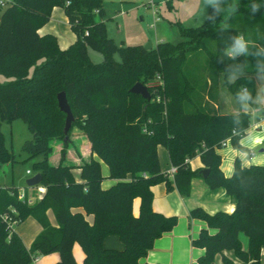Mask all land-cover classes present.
I'll return each instance as SVG.
<instances>
[{
	"label": "trees",
	"instance_id": "1",
	"mask_svg": "<svg viewBox=\"0 0 264 264\" xmlns=\"http://www.w3.org/2000/svg\"><path fill=\"white\" fill-rule=\"evenodd\" d=\"M101 2L12 0L0 10V75L11 79L0 83V123H26L32 137L21 151L29 159L41 158L34 165L41 176V196L35 204L29 205L25 194L19 200L13 185L0 187V264H31L33 257L51 254H58L56 264H77L75 245L84 256L82 264H140L153 242L177 222L176 217L153 211L151 188L163 184L167 192L190 195V182L199 175L188 162L196 155L208 170L205 184L211 190L223 189L235 201L231 214L209 215L199 208L189 213L216 231L210 235L203 229L191 240L193 248L204 250L197 263L214 264L219 255L223 264H231L223 252H232L243 264H260L264 166L245 167L236 159L232 176L226 178L215 151L226 139L244 151L239 141L249 127L250 114L221 115L202 105L205 84L199 83L200 70L186 66L192 54L204 52L212 64L207 70L211 83L215 85L219 75L236 77L228 85L230 94L251 103L257 92L252 76H264V51H260L264 48V0H221L223 11L215 21L209 19L211 6L201 26L179 28L183 39L179 44L159 43L148 51L143 46H117L107 38ZM254 4L259 6L255 13ZM55 7L64 11L76 36L65 50L58 48L54 36L38 35ZM236 35L255 46L232 59L225 50ZM88 49L101 53L103 62L92 63ZM137 83L147 89L149 101L129 92ZM59 93L65 94L74 118L66 136L65 115L56 100ZM74 129L89 143L90 159L78 165L67 158ZM4 140L0 130V163L13 162ZM52 140L60 143L55 165L49 162ZM158 146L166 150L176 169L171 180L160 170ZM94 156L107 167V178L115 181L108 189L101 187L104 178ZM74 170L79 171L78 180ZM134 199L140 201L136 217ZM48 210L57 222L55 227L47 220ZM85 215L92 217V224ZM29 217L37 221L41 232L26 249L10 224L17 226ZM239 235L248 239L245 252ZM108 236L117 237L123 249L104 248Z\"/></svg>",
	"mask_w": 264,
	"mask_h": 264
},
{
	"label": "crops",
	"instance_id": "2",
	"mask_svg": "<svg viewBox=\"0 0 264 264\" xmlns=\"http://www.w3.org/2000/svg\"><path fill=\"white\" fill-rule=\"evenodd\" d=\"M38 35L54 36L60 50L67 49L76 40V36L70 29L64 11L59 7L52 9L48 22L38 30ZM205 78L206 80L202 82V84H205V90L201 93L202 105L213 108L217 114L221 115L236 114L239 111L250 114L249 127L239 141V145L244 151L233 148L230 141H228L224 147L215 150L220 156L221 163L219 168L223 176L226 178L232 176L234 161L236 159L245 167L255 164L257 166H264V144H253L252 142L253 136H264V113L262 111L264 107V87H262V85H264V76H252L257 92L255 99L251 103L237 101L230 94L228 85L232 84L236 77L224 79V77L219 75L215 85L211 83L208 75ZM77 132L79 131L77 130ZM76 139L80 141L79 148L77 149L80 158H77L75 154L72 155L70 151L67 153V158L68 162L78 165L81 161L90 159V153L89 143L85 137L79 134ZM157 154L161 172L167 175L169 177L168 179L171 180L173 177L169 174V171L172 166L170 165L166 150L158 146ZM92 158L97 159L95 156ZM98 162L100 164L101 174L104 178L101 187L103 189H108L115 184V181L107 178V176H109L107 167L101 161ZM188 165L190 170L198 172L199 176L191 180L190 195L187 197L180 196L176 190L167 192L163 184L151 188L153 194V211L164 217H176L177 222L171 231L163 234L153 242L151 250L147 252L145 257L139 260L140 264H198L197 260L204 255V250L193 248L191 246V240L196 239L199 232L203 229L207 230L210 235H214L216 231L209 230L204 222L190 218L189 213L197 208L204 210V212L209 215H214L218 212L231 214L234 210V199L226 195L223 189L211 190L205 184L204 178L200 175L204 167L201 164L199 155L190 159ZM73 174H75V179L78 180L79 171L74 170ZM38 188L40 187L29 188L28 191H22L28 201H30L29 205H33L39 200L41 195L38 193ZM17 190L21 193L19 189ZM139 205V199H134L132 214L135 217L138 215L140 209ZM73 212L83 213L81 209H75ZM46 217L49 224L55 227L57 222H55L54 216L50 210L46 212ZM85 219L88 223L92 224L91 216L85 215ZM14 232L21 237L22 243L26 249H28L41 232V227L37 221L28 218L25 225L18 227ZM104 240L103 247L106 249L118 251L123 249L120 240L115 236H108ZM239 241L242 250L244 252L247 251L248 239L243 235H239ZM73 255L75 262L77 264H82L84 256L78 245L73 247ZM223 256L230 260L231 264H243L236 259L232 252H223ZM36 259L37 262L35 264H56L59 261V256L58 254H51L47 256H36ZM260 261V264H264V246H262L260 251ZM214 264H223L221 256H216Z\"/></svg>",
	"mask_w": 264,
	"mask_h": 264
},
{
	"label": "rangeland",
	"instance_id": "3",
	"mask_svg": "<svg viewBox=\"0 0 264 264\" xmlns=\"http://www.w3.org/2000/svg\"><path fill=\"white\" fill-rule=\"evenodd\" d=\"M105 17L107 38L113 40L117 46H145L151 44L154 48L159 43L179 44L183 41L180 37L179 28H197L201 26L207 18L208 10L212 6L204 0H107L101 2ZM213 45V44H212ZM90 61L94 64L103 62L101 53L87 50ZM193 57L188 61L186 69L198 68L199 83L206 80L212 64L208 61L204 52L192 54ZM114 60L119 62V56L115 54ZM204 68V69H203ZM204 71V72H203ZM210 77V75H209ZM11 80L0 75V83ZM0 130L3 135L5 148L12 154L14 161L0 163V187L13 185L21 191H28L25 183L34 176V165L41 158L29 159L21 151L24 142L31 140L26 123L15 120L11 123L1 122ZM76 129L72 131L70 137V152L74 154V149L79 148L80 141ZM81 135V134H80ZM52 154L49 162L56 164L59 157L58 147L60 143L52 140ZM94 160L98 161L94 158ZM27 171L30 175H26ZM32 219L31 217H29ZM28 219V218H27ZM27 219L18 227L24 226Z\"/></svg>",
	"mask_w": 264,
	"mask_h": 264
},
{
	"label": "water",
	"instance_id": "4",
	"mask_svg": "<svg viewBox=\"0 0 264 264\" xmlns=\"http://www.w3.org/2000/svg\"><path fill=\"white\" fill-rule=\"evenodd\" d=\"M143 49L146 51L151 50L152 49V45L151 44H147L143 47ZM131 94L133 95H138L140 96L142 99L149 101L150 100V96L147 89L141 85L140 83L135 84L129 91ZM57 100V105L58 108L60 110V112H62L65 115V123H64V129H63V134L64 136H66L71 128L72 123L74 122V118L72 115V112L70 110V107L67 103L66 100V96L64 93H59L56 97ZM66 139V137H65ZM200 175L202 176V178L206 179L207 175H208V170L204 169L200 172ZM41 183V176L40 174H35L34 176H32L31 178H29L25 185L28 188H36L39 187Z\"/></svg>",
	"mask_w": 264,
	"mask_h": 264
},
{
	"label": "clouds",
	"instance_id": "5",
	"mask_svg": "<svg viewBox=\"0 0 264 264\" xmlns=\"http://www.w3.org/2000/svg\"><path fill=\"white\" fill-rule=\"evenodd\" d=\"M205 3L210 4L213 6L214 11L211 16H209L210 20L215 21L216 16L223 11L221 7V0H204ZM258 5H253L252 11L255 13L258 10ZM232 13L235 12V7L231 9ZM232 44L230 47L226 48L225 55L229 58L234 59L238 54L241 53H248L250 46H255L254 43L250 42L249 40L245 39L243 35H236L231 38ZM260 51H264V48H261ZM264 87V85H262ZM253 144H264V136H253L252 137Z\"/></svg>",
	"mask_w": 264,
	"mask_h": 264
},
{
	"label": "built area",
	"instance_id": "6",
	"mask_svg": "<svg viewBox=\"0 0 264 264\" xmlns=\"http://www.w3.org/2000/svg\"><path fill=\"white\" fill-rule=\"evenodd\" d=\"M101 1H105V0H101ZM12 1L11 0H0V10H2V9H5L6 7H8L9 5H10V3H11ZM97 13V12H96ZM245 91V89H242V92H244ZM228 141H229V139H226V140H224V141H222L221 143H220V146L221 147H224L227 143H228ZM175 171H176V169L175 168H171V170L169 171V174L171 175V176H173L174 175V173H175ZM30 175V172L29 171H27V173H26V175ZM38 190H41L40 188H38ZM23 198H24V193L21 191V193H19L18 192V199L19 200H23ZM27 203L29 204L30 203V201H28V199H27ZM4 219H6V220H8L6 217L4 218ZM9 221V220H8ZM10 224V223H9ZM11 225V227H14V223H11L10 224ZM37 262V259H36V257H33L32 258V263L31 264H35Z\"/></svg>",
	"mask_w": 264,
	"mask_h": 264
}]
</instances>
